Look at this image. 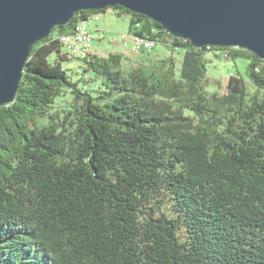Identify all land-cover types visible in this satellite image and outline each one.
Masks as SVG:
<instances>
[{"label": "trees", "instance_id": "trees-1", "mask_svg": "<svg viewBox=\"0 0 264 264\" xmlns=\"http://www.w3.org/2000/svg\"><path fill=\"white\" fill-rule=\"evenodd\" d=\"M108 8L37 41L0 106V264H264V59L212 45L248 60L252 87L233 73L223 85L205 45L115 5L179 68L88 52L75 59L94 76L73 81L60 38Z\"/></svg>", "mask_w": 264, "mask_h": 264}, {"label": "water", "instance_id": "water-1", "mask_svg": "<svg viewBox=\"0 0 264 264\" xmlns=\"http://www.w3.org/2000/svg\"><path fill=\"white\" fill-rule=\"evenodd\" d=\"M119 5L204 45L238 46L264 59V0H0V106L12 102L33 45L74 13Z\"/></svg>", "mask_w": 264, "mask_h": 264}, {"label": "rangeland", "instance_id": "rangeland-1", "mask_svg": "<svg viewBox=\"0 0 264 264\" xmlns=\"http://www.w3.org/2000/svg\"><path fill=\"white\" fill-rule=\"evenodd\" d=\"M97 14L99 16V20L91 21L88 23V27L92 30L94 38L89 44L92 49L91 52L96 51L99 52L98 55L103 56H105L109 52H124L125 50L129 51L130 53L132 52L134 54H129L125 60V65L128 67L136 66L139 63L151 64L152 62H155L160 58L163 59L166 56L172 55L179 68L181 53L176 50H170L168 47H166V45H163L162 43H156V45L152 44V49L150 52H134L132 51V42L130 40H127V42L122 41L123 34L128 33V25L130 21L129 14L122 13L119 15L117 13V10L113 7H109L107 10L98 12ZM96 27L99 28L98 31H95ZM153 49L155 50V55H153V57L148 60L147 57L148 55H151V52L153 53ZM216 52L206 54L205 57L207 60V75L209 76V78L212 81L218 80L219 83L224 85L226 84V79L230 74H239L247 80V85L250 89L252 85L249 83L246 74L248 60L242 57L236 58L235 60L225 59V56L223 58H221L220 56L216 57ZM75 58L76 57L71 56L68 57L66 61L62 62L63 66L68 70L67 72L71 74L73 81L79 80L80 78L84 77L83 74L86 75V77H84L85 79L92 78L94 76V73L91 69L87 68L83 72V68L88 67L85 61L83 59ZM154 58L157 59L153 61ZM78 85L88 87V89H91L96 85H100L103 87L101 79L91 80L90 82H84L80 80L78 82ZM70 97L71 93L67 92L63 96H57L55 100L56 102L62 104L65 99H69Z\"/></svg>", "mask_w": 264, "mask_h": 264}, {"label": "bare ground", "instance_id": "bare-ground-1", "mask_svg": "<svg viewBox=\"0 0 264 264\" xmlns=\"http://www.w3.org/2000/svg\"><path fill=\"white\" fill-rule=\"evenodd\" d=\"M96 18H98V15L93 16L92 19H96ZM85 21L86 20L77 24L76 28L72 33L69 34L66 33L64 35L62 34L63 36L62 38H60L62 42L61 53L64 54L66 57H71V56L81 57L84 56L86 53L91 52L92 49L89 46V44L93 40V38H89L87 36L81 35V33L83 32V26L85 24ZM127 40H130L132 42V51L134 52H140V51L150 52L152 49V44L147 42V40L144 39L143 37H134L133 35L125 34V40L123 42H127ZM63 47H69V49ZM205 47L212 48V45H205ZM207 52L208 54L209 53L211 54L214 51L208 50Z\"/></svg>", "mask_w": 264, "mask_h": 264}, {"label": "built area", "instance_id": "built-area-1", "mask_svg": "<svg viewBox=\"0 0 264 264\" xmlns=\"http://www.w3.org/2000/svg\"><path fill=\"white\" fill-rule=\"evenodd\" d=\"M96 20H99V16L96 19H86L85 24L83 26V32L81 33L82 36H87L89 38H93L92 31L89 30V28L87 27V24H88L89 21L91 22V21H96ZM136 26H139V24H137ZM127 34L136 35L133 32H128ZM138 36H141V35H138ZM141 37H143L144 39H146L147 42L156 45V40H154L152 38H148L147 36H141ZM124 40H125V34H123V40L122 41H124ZM63 48L69 49V47H63ZM205 50L214 51L212 48H205Z\"/></svg>", "mask_w": 264, "mask_h": 264}, {"label": "crops", "instance_id": "crops-1", "mask_svg": "<svg viewBox=\"0 0 264 264\" xmlns=\"http://www.w3.org/2000/svg\"><path fill=\"white\" fill-rule=\"evenodd\" d=\"M89 22H90V21H89ZM89 22H88V23H89ZM95 26H96V25H95ZM87 27H88V24H87ZM88 28H89V27H88ZM89 30H91V29L89 28ZM98 30H99V28L96 27L95 31H98ZM91 31H92V30H91ZM170 50H171V49H170ZM154 51H155V50L153 49V53L151 52V53H150L151 55H148V57L146 56L148 60L151 59V57H153V55H155ZM120 52H121V51H120ZM120 52H119V53H120ZM92 53L98 54L99 52L92 51ZM121 53H123V55H124L125 57H127V56H128L129 54H131L132 52L130 53L129 51H126V50H125L124 52H121ZM132 54H134V53H132ZM156 59H157V58H154L153 61H155ZM147 64H148V63H147Z\"/></svg>", "mask_w": 264, "mask_h": 264}]
</instances>
